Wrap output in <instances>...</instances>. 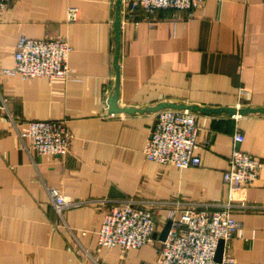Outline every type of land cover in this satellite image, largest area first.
<instances>
[{
  "label": "crops",
  "instance_id": "obj_1",
  "mask_svg": "<svg viewBox=\"0 0 264 264\" xmlns=\"http://www.w3.org/2000/svg\"><path fill=\"white\" fill-rule=\"evenodd\" d=\"M77 20H69L71 9ZM121 6L120 108L162 102L209 108L264 107V0H206L195 11L129 15ZM117 0H15L0 16V69L15 66L17 41L63 38L71 80L2 76L8 117H0V264H153L156 243L124 251L98 244L106 205L60 214L48 188L73 201L155 202L158 236L171 202L219 203L234 134L264 160V114L197 113L201 166L163 167L143 150L157 112L109 114L117 71ZM65 120L72 134L64 159L40 155L19 137L28 123ZM264 206V170L235 194ZM165 206V207H163ZM240 227L225 246L238 264H264V210H235ZM159 240V238H154Z\"/></svg>",
  "mask_w": 264,
  "mask_h": 264
},
{
  "label": "built area",
  "instance_id": "obj_2",
  "mask_svg": "<svg viewBox=\"0 0 264 264\" xmlns=\"http://www.w3.org/2000/svg\"><path fill=\"white\" fill-rule=\"evenodd\" d=\"M14 1L0 0V16ZM205 1L122 0V5L129 15H134L139 10L147 14L164 9L195 11ZM77 13V9H71L69 20L76 21ZM71 51L70 44L63 38L39 40L22 36L16 43L15 66L0 69V117L6 116L13 122L15 119L9 113L3 96L2 76L19 75L25 80L35 77L71 80L75 77L69 66ZM155 121L143 150L147 160L163 167L175 166L179 169L201 166L202 158L196 153L200 131L197 113L163 109L156 113ZM19 137L40 155L64 159L71 153L72 134L65 120L30 121L27 131L19 132ZM243 142V133L237 131L232 140L229 166L223 175L227 186L226 200L219 203L171 202L166 218V222L171 221V227L164 241L153 237L159 228L155 217L158 204L155 202L132 198L121 201H73L56 188L49 187L48 192L60 214L85 205H106L98 231V244L104 248L137 250L154 242L157 245L153 264H238L226 252L220 262L216 260L219 243L223 240L227 246L239 230L235 210H264V206L234 201L235 194L254 184L264 170V160L244 151L241 148Z\"/></svg>",
  "mask_w": 264,
  "mask_h": 264
},
{
  "label": "water",
  "instance_id": "obj_3",
  "mask_svg": "<svg viewBox=\"0 0 264 264\" xmlns=\"http://www.w3.org/2000/svg\"><path fill=\"white\" fill-rule=\"evenodd\" d=\"M121 6L122 0H117V10H116V17L114 22V31H115V44H116V51H115V58H114V66L117 71V82L114 91L112 92L108 104H109V114H118L122 112L127 113H143V112H158L163 109H179V110H190L194 113H202L206 115H221L223 113L229 116H247L250 114H264V107L252 108V107H245V108H232V107H219V108H209V107H202L198 105H187L183 103H172V102H162L155 107L151 108H134V107H126L120 108L118 105L119 101V90H120V55H121V29H122V16H121ZM171 227V221H168L165 225L163 231L158 236L157 233L154 234V238H159V241H164L169 233ZM225 250V242L223 240L220 241L216 260L220 262L222 260L223 254Z\"/></svg>",
  "mask_w": 264,
  "mask_h": 264
}]
</instances>
